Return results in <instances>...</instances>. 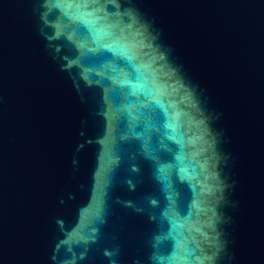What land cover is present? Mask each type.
<instances>
[{"label": "water", "instance_id": "95a60500", "mask_svg": "<svg viewBox=\"0 0 264 264\" xmlns=\"http://www.w3.org/2000/svg\"><path fill=\"white\" fill-rule=\"evenodd\" d=\"M0 264H264V0H0Z\"/></svg>", "mask_w": 264, "mask_h": 264}]
</instances>
